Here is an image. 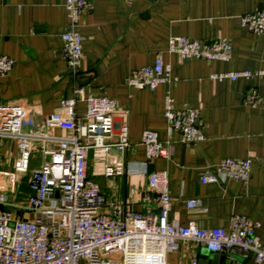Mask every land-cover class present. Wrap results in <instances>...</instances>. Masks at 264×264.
Returning <instances> with one entry per match:
<instances>
[{"label": "crops", "instance_id": "1", "mask_svg": "<svg viewBox=\"0 0 264 264\" xmlns=\"http://www.w3.org/2000/svg\"><path fill=\"white\" fill-rule=\"evenodd\" d=\"M63 0H0V54L12 59L0 77V104L25 107L33 128L53 136L70 131L47 127L45 116L61 99L76 95L75 115L84 112L82 98L102 95L115 101L113 119L127 127L124 151L90 148L86 175L109 200L137 213L155 211L146 187V172L164 170L172 197L168 220L198 227H226L231 214L259 223L254 234L264 250V76L213 80L211 73L264 69V33L255 34L238 23L242 13L264 11V0H88L78 19L82 58L75 74L61 55V33L67 18ZM184 36L202 42L224 39L231 51L227 61L180 59L168 52L167 39ZM156 57L170 67V79L152 90L126 84L130 71ZM249 89L259 100L244 101ZM174 108L196 109L204 139L184 144L177 131L166 133L164 97ZM26 127L23 128L25 130ZM144 129L168 141L169 154L147 161L139 143ZM34 141L30 167L41 158ZM47 146H53L48 143ZM16 141L0 137V171L12 170ZM249 159L246 181L220 175L216 182L199 183L198 176L219 159ZM120 164V175H104L105 164ZM16 199L28 193L26 176L14 177ZM130 189H133L130 192ZM147 196V199L143 198ZM198 198L200 207L186 208L184 200ZM213 253L191 240H177L165 254L167 264H211ZM255 264L252 255L234 249L221 264ZM264 264V262L258 263Z\"/></svg>", "mask_w": 264, "mask_h": 264}, {"label": "built area", "instance_id": "2", "mask_svg": "<svg viewBox=\"0 0 264 264\" xmlns=\"http://www.w3.org/2000/svg\"><path fill=\"white\" fill-rule=\"evenodd\" d=\"M62 4L67 26L60 35L61 55L67 69L75 74L82 58L78 19L88 0H63ZM238 23L252 33L262 34L264 11L242 13ZM167 50L180 59L227 61L231 47L224 39L202 42L170 36ZM11 66L12 59L0 54V77ZM252 76H264V69L216 72L209 78L235 80ZM169 79V65L156 57L152 63L132 69L126 84L152 91ZM80 94L81 88L74 89L72 97L61 99L44 118L47 127L70 131L66 136L32 129L28 112L21 104H0V137L14 139L17 147L12 170L0 171V264H167L165 254L175 248L177 240L194 241L210 252L229 254L237 249L244 256L251 254L255 264L264 262V250L254 234L259 223L243 215L231 214L226 227L201 228L192 222L176 225L168 220L172 197L164 170L145 174L155 211L137 213L107 199L98 184L86 175L87 151H124L129 145L127 127L122 123L116 125L115 101L102 95L84 96V112L77 118L75 103ZM258 100L254 89L245 94L247 103ZM163 116L166 133L177 131L182 143L204 139L196 109L174 108L171 97L166 95ZM34 141L40 143L41 160L31 168ZM48 143L53 146H47ZM139 143L147 161L169 154L168 141H159L153 130H142ZM249 167L247 158L225 157L204 169L198 181L216 182L220 175L246 181ZM122 171L120 164L104 165L106 176L120 175ZM16 174L26 176L28 193L22 199L12 195ZM184 203L189 210L198 209L201 204L198 198L185 199Z\"/></svg>", "mask_w": 264, "mask_h": 264}, {"label": "water", "instance_id": "3", "mask_svg": "<svg viewBox=\"0 0 264 264\" xmlns=\"http://www.w3.org/2000/svg\"><path fill=\"white\" fill-rule=\"evenodd\" d=\"M213 256L209 260L211 264H221L223 260V253L220 252H212ZM229 262V259H225L224 263L227 264Z\"/></svg>", "mask_w": 264, "mask_h": 264}]
</instances>
